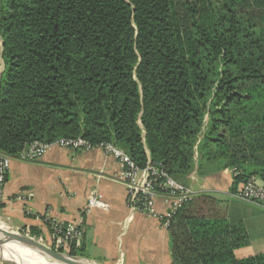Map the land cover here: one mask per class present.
I'll return each instance as SVG.
<instances>
[{
	"label": "trees",
	"instance_id": "trees-1",
	"mask_svg": "<svg viewBox=\"0 0 264 264\" xmlns=\"http://www.w3.org/2000/svg\"><path fill=\"white\" fill-rule=\"evenodd\" d=\"M0 37L7 155L81 137L186 187L264 181V0H0ZM167 229L171 264H264L236 257L248 233L210 195Z\"/></svg>",
	"mask_w": 264,
	"mask_h": 264
},
{
	"label": "crops",
	"instance_id": "crops-1",
	"mask_svg": "<svg viewBox=\"0 0 264 264\" xmlns=\"http://www.w3.org/2000/svg\"><path fill=\"white\" fill-rule=\"evenodd\" d=\"M0 67L4 71V65ZM120 169L117 160L99 149L73 152L56 147L34 162L14 158L0 219L29 235L35 230L39 236L34 237L48 245L51 230L37 217L50 215L60 223L76 222L82 231L77 249L99 264H171L168 229L162 221L131 211ZM233 177L229 169L206 178L193 174L190 187L198 195H210L222 216L245 227L250 244L235 252L238 259L262 255L264 208L237 199L241 185L233 191ZM95 191L103 196L108 210L87 209ZM156 204L161 213H168L164 196Z\"/></svg>",
	"mask_w": 264,
	"mask_h": 264
},
{
	"label": "built area",
	"instance_id": "built-area-1",
	"mask_svg": "<svg viewBox=\"0 0 264 264\" xmlns=\"http://www.w3.org/2000/svg\"><path fill=\"white\" fill-rule=\"evenodd\" d=\"M0 64L2 61V40L0 39ZM0 67V75L2 73ZM61 148L73 152H91L101 150L106 157H112L120 165V178L127 189V203L132 212L142 213L150 218L163 222L165 228L170 225V219L185 203L191 201L198 193L193 187H186L171 179L158 167L149 165L140 169L129 155L112 143L93 144L84 138H61L53 143L34 141L27 144L23 150L12 157L0 150V206L5 202V189L7 177L14 158L25 162H34L43 158L53 148ZM233 176L239 174L232 171ZM162 181V182H158ZM164 196L168 205V213H161L157 208V198ZM235 197L243 202L258 205L264 208V181L253 176L246 183L242 184L235 193ZM87 209L108 210L109 205L103 200V196L95 191L90 194L87 201ZM51 230V244L48 246L61 253L71 251L73 246L81 240L82 231L78 223H60L50 215L37 217ZM21 232L19 230H15ZM24 233V232H22ZM26 233V232H25ZM30 237L29 234L26 233ZM39 241L43 243V239ZM45 245V244H44ZM47 246V245H46Z\"/></svg>",
	"mask_w": 264,
	"mask_h": 264
},
{
	"label": "water",
	"instance_id": "water-1",
	"mask_svg": "<svg viewBox=\"0 0 264 264\" xmlns=\"http://www.w3.org/2000/svg\"><path fill=\"white\" fill-rule=\"evenodd\" d=\"M10 243H20L25 245L34 252L41 254L47 260L55 262L57 264H99L91 259L83 258L79 256H72L67 253H61L53 250L52 248L40 243L39 241L29 237L25 233L18 232L15 230L12 231H4L0 229V254L5 251V246ZM0 261L5 262L7 264H21L16 262L13 259H5L0 255Z\"/></svg>",
	"mask_w": 264,
	"mask_h": 264
},
{
	"label": "bare ground",
	"instance_id": "bare-ground-1",
	"mask_svg": "<svg viewBox=\"0 0 264 264\" xmlns=\"http://www.w3.org/2000/svg\"><path fill=\"white\" fill-rule=\"evenodd\" d=\"M8 228L9 226L0 219V229L6 231ZM0 255L7 260L13 259L21 264H57L47 260L41 254L34 252L31 248L20 243L7 244L5 251Z\"/></svg>",
	"mask_w": 264,
	"mask_h": 264
},
{
	"label": "rangeland",
	"instance_id": "rangeland-1",
	"mask_svg": "<svg viewBox=\"0 0 264 264\" xmlns=\"http://www.w3.org/2000/svg\"><path fill=\"white\" fill-rule=\"evenodd\" d=\"M0 215H2V214H1V211H0ZM1 221H3V220H1ZM6 224H7V223H6ZM7 225L9 226V224H7ZM7 230H8V231H12V230H14V229H13V227L9 226V228H8ZM25 234H26V233H25ZM30 237H32V236L30 235ZM32 238L35 239V240H37V241H39V238H37V237H32ZM39 242L41 243V241H39ZM42 244H45V245L49 246L47 243H45V241H44ZM84 255H85L86 258H89V256H91V255H89L88 253H87V254H84ZM0 264H7V263L0 261Z\"/></svg>",
	"mask_w": 264,
	"mask_h": 264
}]
</instances>
